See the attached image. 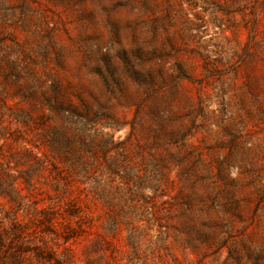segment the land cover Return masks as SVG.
Returning <instances> with one entry per match:
<instances>
[{
  "label": "rangeland",
  "instance_id": "obj_1",
  "mask_svg": "<svg viewBox=\"0 0 264 264\" xmlns=\"http://www.w3.org/2000/svg\"><path fill=\"white\" fill-rule=\"evenodd\" d=\"M0 223L60 264H264V0H0Z\"/></svg>",
  "mask_w": 264,
  "mask_h": 264
},
{
  "label": "trees",
  "instance_id": "obj_2",
  "mask_svg": "<svg viewBox=\"0 0 264 264\" xmlns=\"http://www.w3.org/2000/svg\"><path fill=\"white\" fill-rule=\"evenodd\" d=\"M26 239L21 227L0 223V264H60L48 250Z\"/></svg>",
  "mask_w": 264,
  "mask_h": 264
}]
</instances>
